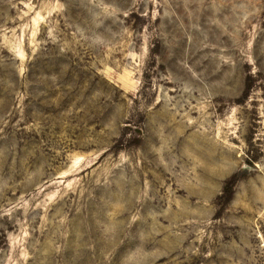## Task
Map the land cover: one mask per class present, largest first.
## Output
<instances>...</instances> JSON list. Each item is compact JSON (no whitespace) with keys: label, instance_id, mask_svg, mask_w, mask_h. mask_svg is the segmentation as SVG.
Returning a JSON list of instances; mask_svg holds the SVG:
<instances>
[{"label":"rangeland","instance_id":"1","mask_svg":"<svg viewBox=\"0 0 264 264\" xmlns=\"http://www.w3.org/2000/svg\"><path fill=\"white\" fill-rule=\"evenodd\" d=\"M0 264H264V0H0Z\"/></svg>","mask_w":264,"mask_h":264},{"label":"trees","instance_id":"2","mask_svg":"<svg viewBox=\"0 0 264 264\" xmlns=\"http://www.w3.org/2000/svg\"><path fill=\"white\" fill-rule=\"evenodd\" d=\"M226 190H227V187H226Z\"/></svg>","mask_w":264,"mask_h":264}]
</instances>
